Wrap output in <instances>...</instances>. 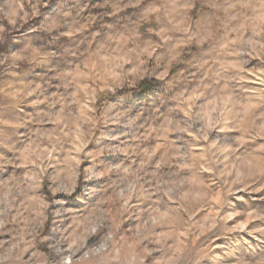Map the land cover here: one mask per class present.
Segmentation results:
<instances>
[{"label":"clouds","instance_id":"obj_1","mask_svg":"<svg viewBox=\"0 0 264 264\" xmlns=\"http://www.w3.org/2000/svg\"><path fill=\"white\" fill-rule=\"evenodd\" d=\"M0 264H264V0H0Z\"/></svg>","mask_w":264,"mask_h":264}]
</instances>
